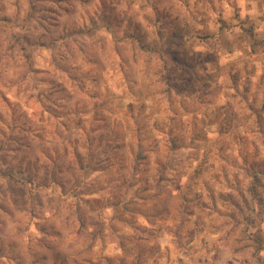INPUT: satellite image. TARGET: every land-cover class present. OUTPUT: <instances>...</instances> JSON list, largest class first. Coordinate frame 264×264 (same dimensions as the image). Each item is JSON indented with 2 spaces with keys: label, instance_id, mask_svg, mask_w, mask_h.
Listing matches in <instances>:
<instances>
[{
  "label": "rangeland",
  "instance_id": "374dc122",
  "mask_svg": "<svg viewBox=\"0 0 264 264\" xmlns=\"http://www.w3.org/2000/svg\"><path fill=\"white\" fill-rule=\"evenodd\" d=\"M0 264H264V0H0Z\"/></svg>",
  "mask_w": 264,
  "mask_h": 264
}]
</instances>
